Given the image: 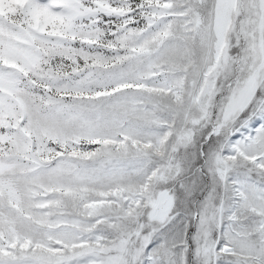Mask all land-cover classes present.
I'll return each instance as SVG.
<instances>
[{"label":"snow or ice","instance_id":"snow-or-ice-1","mask_svg":"<svg viewBox=\"0 0 264 264\" xmlns=\"http://www.w3.org/2000/svg\"><path fill=\"white\" fill-rule=\"evenodd\" d=\"M0 264H264V0H0Z\"/></svg>","mask_w":264,"mask_h":264}]
</instances>
